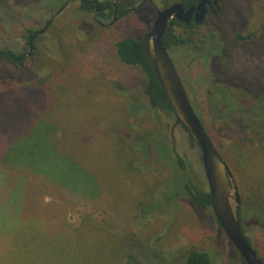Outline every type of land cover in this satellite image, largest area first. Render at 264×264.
<instances>
[{"label": "rangeland", "instance_id": "374dc122", "mask_svg": "<svg viewBox=\"0 0 264 264\" xmlns=\"http://www.w3.org/2000/svg\"><path fill=\"white\" fill-rule=\"evenodd\" d=\"M5 1L11 3L13 0ZM43 1L54 4V12L60 10L61 3L57 0H40L38 3ZM98 1L121 2L126 11L114 21L102 19L97 13L80 10V0H69L59 13L47 15L52 16L51 19L37 12L29 16L26 9H17L8 26L5 16L0 15V47L20 52L27 48L22 37L24 30L34 28L40 32L31 52L32 63L37 74L45 77L51 97L47 107L57 117L56 132L61 136L59 150L66 152L67 147L69 150L77 148L78 153L81 152H76L77 156H82L74 159L93 164L94 175L85 172L76 178L71 175L66 178V185L69 188L76 185L81 192L96 190L98 179L101 190L96 192L102 200V203L97 199L87 203L66 198L43 179H39V183L27 181L16 196L5 197L6 182L3 181L4 184H0V264H123L125 239L137 244L150 243L149 246L166 251L169 260L197 249L209 251L212 264L241 263L239 252L217 223L211 208L186 206L176 214L172 210L160 216L152 213L156 223L151 219L145 225L138 222L137 208L148 204L150 189L146 190V181L126 163L127 153L122 150L128 147L126 139L129 135L136 132L130 126L128 129L124 115L133 98L129 92L123 95L120 86L126 89L129 79L140 75L136 68L116 59L113 45L126 35L143 37L153 25L156 9L166 7L165 0H146V3L144 0ZM257 1L264 2L221 0L220 9L210 10V15L207 13L203 19L210 18L204 27L211 26L216 36L219 35L213 28L216 25L228 36L239 32L246 34L254 27L251 21ZM34 2L37 1H26L28 4ZM167 2L169 6L174 0ZM49 19L50 26L45 27ZM98 20L105 24H99ZM87 25L91 29L89 32ZM200 33L195 35L193 32L192 37L196 38ZM83 34L87 37H80ZM232 53L234 65L245 61L249 65L248 56L239 45L232 48ZM170 55L190 101L231 169V193H239L238 209L243 228L264 261V219L259 216L260 202H264V142L256 138V144L250 146L244 141L238 124L214 120L208 112L205 99L216 115L219 111L216 97H224L210 84L214 72L209 58L199 57L193 47H173ZM149 116L143 119L146 131L153 128L152 125L157 126ZM162 116L169 120L166 135L172 141L174 151L183 156L190 171L198 175L193 178L199 184L207 185L201 151L191 143L190 133L181 124L175 125V117L165 113ZM123 124L126 125L124 128ZM137 132L144 133L145 130ZM27 147L19 149L26 158L20 160L22 155L17 150L13 157L20 161L28 159L38 165L36 168L55 175L51 164L48 166V163L28 156L31 148ZM16 179L11 177V180ZM232 205L237 206L234 197ZM142 220L145 221V217Z\"/></svg>", "mask_w": 264, "mask_h": 264}, {"label": "trees", "instance_id": "16d2710c", "mask_svg": "<svg viewBox=\"0 0 264 264\" xmlns=\"http://www.w3.org/2000/svg\"><path fill=\"white\" fill-rule=\"evenodd\" d=\"M26 1L28 0H13L9 3L0 0V15L5 16L8 26L11 25L9 19L13 18L14 10L26 9L29 11L27 12L29 16H34L37 12L51 19L60 12L66 2V0H57L61 3V7L60 10L54 12V4L48 5L44 1L39 4L40 0L28 4ZM167 1L165 0V6L169 4ZM97 2H99V8L107 4L106 1L97 0ZM175 2H181L185 8H188L195 6L198 0H174ZM113 4L109 14L98 13L96 5L87 0H80L79 9L88 14L94 12L100 17L112 18L114 21V10H117L115 16L118 18L119 14L124 12L125 5L118 1ZM255 6L251 21L254 27L246 34L239 32L228 36L223 28L216 25L213 27L219 34L216 36L212 33L211 26L204 27L210 19L208 17L201 23L192 20L187 24L175 20L168 27L164 38L165 46L169 50L173 47H193L199 57L209 58L214 72V78L210 84L215 86L219 93H223L224 97L219 95L216 97L215 103L219 107L216 115L211 112L210 105L205 99L208 112L214 120L219 119L238 124L241 127L244 141L250 146L256 144V138L264 142V2L257 1ZM51 13H53L52 16H47ZM210 13L208 12V16ZM50 19L45 27L50 26ZM86 27L89 28L88 32L91 31L89 25ZM177 30H180V33ZM193 32L195 35L197 32L201 33L195 38L192 37ZM84 34L80 37H87ZM40 36L38 30L26 28L22 36L27 44L25 50L16 52L8 47H0V184L6 182L4 196L11 195L13 198V195L16 196L19 191H22L27 181L32 180L39 183V179H43V182L53 186L60 195L66 198L87 203L95 199L100 200L96 192L101 190L98 179H96V190L81 192L76 185L71 186L74 188L66 185V178L68 179L71 175L76 178L79 177L78 174L85 172L91 176L93 164L81 163L80 160L74 159V157L81 158L82 156H77V148L69 150L67 147L66 152L59 150L58 141L61 136L59 132H56L58 129L55 118L57 117L47 107L51 103V97L47 92L45 77L37 74L32 63L33 53L31 52L36 47ZM237 45L243 49L245 56H248L249 65L247 61L234 65L232 48ZM113 47L116 59L122 64L136 68L140 75L138 77L128 75L131 79H129L127 88L120 86V92L123 95L129 92L133 98L130 106L125 109L124 115L128 129H134L136 132L135 135L133 133L129 135L130 138L126 139L128 147L122 150L127 153L126 163L137 170L146 181V190L150 189L148 204L137 208L138 222L142 225L150 219L155 222V218L152 219L154 216L152 213L160 216L172 210V213L176 214L186 206L197 205L210 208L211 195L207 185L199 184L193 178L194 175H198L190 171L186 159L174 151L172 141L166 135L169 120L163 118L162 113L169 117H175V114L163 87L155 76L143 37L126 35L117 39ZM244 97L247 98L246 101L240 100ZM194 108L196 109L195 105ZM196 112L199 115L197 109ZM147 115H151L150 120H155L157 126L152 125L153 128L146 131L143 125ZM125 126L122 125L123 128ZM139 129L145 132L138 133ZM189 137L191 143L199 148L193 136L190 134ZM25 146L31 148L28 156H34L40 160L39 162L48 163V166L51 164L55 169V175L48 174V171L43 168H36L38 165L28 159L20 161L22 157L26 158L25 154L19 152V149L22 150L21 147ZM16 150L22 155L20 160L13 157ZM219 152L222 154L220 150ZM78 154L81 152L79 151ZM222 156L224 157V154ZM59 165L67 169H62ZM12 176L17 179L11 180ZM260 205L259 216L264 219V202H260ZM235 213L243 224L238 208L235 209ZM144 217L145 221L142 220ZM159 220L162 218L160 217ZM216 221L219 224L217 218ZM248 240L250 241L249 238ZM137 243L129 239L124 240L126 257L123 264L213 263L212 254L206 250L185 251L169 260L166 251L149 246L150 243L146 245L144 242L143 244ZM242 261L243 258L240 255L239 262L242 263Z\"/></svg>", "mask_w": 264, "mask_h": 264}, {"label": "water", "instance_id": "95a60500", "mask_svg": "<svg viewBox=\"0 0 264 264\" xmlns=\"http://www.w3.org/2000/svg\"><path fill=\"white\" fill-rule=\"evenodd\" d=\"M152 2V0H150ZM207 5L218 7L219 0H200L197 6L185 8L181 2L156 9L153 25L143 36L146 51L157 80L163 87L174 111L175 125L181 124L196 140L204 168L205 180L211 195V209L231 243L243 258L242 264H264L252 243L248 240L235 209L240 203L237 191L231 193V169L213 143L201 118L193 107L182 78L165 46L166 31L175 20L202 22L208 13ZM236 188V187H235ZM235 198L237 206L232 205Z\"/></svg>", "mask_w": 264, "mask_h": 264}, {"label": "flooded vegetation", "instance_id": "af4514ba", "mask_svg": "<svg viewBox=\"0 0 264 264\" xmlns=\"http://www.w3.org/2000/svg\"><path fill=\"white\" fill-rule=\"evenodd\" d=\"M68 1H69V0H66V2H68ZM82 1H86V0H82ZM87 1H88V2H93L94 5H96V10L99 11L98 13L105 12L104 14H109V12L112 11V10H111V9H112V6L114 5V4H113L114 2H112V1H107V4H106L105 7L99 8V7H98L99 2H97V0H87ZM199 1H200V0H198L197 4L199 3ZM66 2H65V4H66ZM143 3H146V0H144ZM197 4H196L195 6H197ZM195 6H194V7H195ZM207 7H208V12H209L210 10L213 11V12H216V11L218 10V7H217L216 5H214V6L207 5ZM125 11H126V10H124V12H121V13L119 14L118 17L124 15ZM115 14H117V10H114V16H113V19H116ZM101 18H102V19H108V18H104V17H101ZM111 19H112V18H111ZM192 20L195 21L194 17H193L189 22H185V21H180V22H184V23H187V24H188V23H190ZM98 21H99V24H101V25H104V24H105L103 20H102V21H101V20H98ZM110 23H112V21H111ZM242 262H243V261H242ZM241 264H242V263H241Z\"/></svg>", "mask_w": 264, "mask_h": 264}]
</instances>
